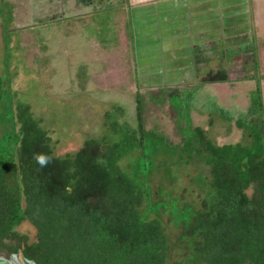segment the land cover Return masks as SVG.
Instances as JSON below:
<instances>
[{"label": "trees", "instance_id": "trees-1", "mask_svg": "<svg viewBox=\"0 0 264 264\" xmlns=\"http://www.w3.org/2000/svg\"><path fill=\"white\" fill-rule=\"evenodd\" d=\"M253 78L244 110L232 112L209 96L199 108L233 123L246 143L218 145L193 127L191 111L201 94L189 88L168 100L180 143L150 122L148 100L136 93L132 120L114 104L103 114L110 137L87 139L58 157L49 132L27 104L13 105L0 77V250L22 252L35 264H166L171 248L163 225L147 215L167 208L141 214L145 200L147 208L153 205L149 190L120 167L139 153L136 174L144 179L154 156L198 162L207 172L191 178L202 193L198 209L169 202L178 239L189 245L174 264H264V107L259 78ZM23 223L35 230L34 240L17 232Z\"/></svg>", "mask_w": 264, "mask_h": 264}, {"label": "rangeland", "instance_id": "rangeland-1", "mask_svg": "<svg viewBox=\"0 0 264 264\" xmlns=\"http://www.w3.org/2000/svg\"><path fill=\"white\" fill-rule=\"evenodd\" d=\"M112 2L3 0L0 3V77L6 81L13 105L17 101L27 104L42 128L49 132L54 154L58 157L72 154L87 139L110 137L104 125V112L117 104L126 109L132 120L136 93L148 100L150 122H156L173 143H180L174 124L176 112L168 100L189 88H199L201 94L197 99L198 110L191 111L193 127H201L218 145L246 143L233 123L199 109L207 96L232 112L247 107L248 94L256 83L250 81L254 80L250 74L239 75L240 66L235 63L239 65L240 60L231 62L230 75L221 74L228 71L223 69L219 75L215 61L210 69L215 71L213 75H197L194 79L187 76L186 80L173 76L175 79L167 81L171 85L148 82L131 65L132 52L125 28L128 11L121 10L120 0ZM233 55L232 51H226V64L230 60L227 57ZM250 61H256L261 68L257 77L264 103V57ZM246 71L255 72L253 68ZM2 129L5 127L0 124V132ZM139 158V153L133 154L123 159L120 167L149 190L153 205L147 208L145 200L141 214L166 206L167 209L147 215V219L156 218L162 223L171 248L166 264H174L185 257L189 245L185 239H178L181 229L173 222L169 202L180 209H198L202 193L192 185L191 178L200 172L206 176L207 172L198 162L185 165L154 156L153 172L144 179L136 174ZM142 168L139 170L144 175L146 171ZM16 230L30 240L35 238V230L28 223Z\"/></svg>", "mask_w": 264, "mask_h": 264}, {"label": "crops", "instance_id": "crops-1", "mask_svg": "<svg viewBox=\"0 0 264 264\" xmlns=\"http://www.w3.org/2000/svg\"><path fill=\"white\" fill-rule=\"evenodd\" d=\"M112 1L105 0L107 3ZM120 2L121 10L126 8L129 14L125 28L132 52L131 65L144 80L171 85L167 81L173 76L186 80L187 76L194 79L197 75H213L215 71L210 69L215 61L219 75L221 69L228 70L221 74L230 75L231 62L238 59L240 64L235 65L240 66L239 75H252L254 80L250 81L254 85L256 78L253 75H259L261 68L255 61L249 63L248 60L264 57V0ZM227 50L234 55L227 57L230 60L226 64ZM252 68L255 72L246 71Z\"/></svg>", "mask_w": 264, "mask_h": 264}, {"label": "flooded vegetation", "instance_id": "flooded-vegetation-1", "mask_svg": "<svg viewBox=\"0 0 264 264\" xmlns=\"http://www.w3.org/2000/svg\"><path fill=\"white\" fill-rule=\"evenodd\" d=\"M4 243H7V241H4ZM18 253L22 254V252L11 254L0 250V264H18L16 261V256Z\"/></svg>", "mask_w": 264, "mask_h": 264}, {"label": "water", "instance_id": "water-1", "mask_svg": "<svg viewBox=\"0 0 264 264\" xmlns=\"http://www.w3.org/2000/svg\"><path fill=\"white\" fill-rule=\"evenodd\" d=\"M16 261L18 262V264H35L32 261L26 260L21 253H18V255L16 256Z\"/></svg>", "mask_w": 264, "mask_h": 264}]
</instances>
